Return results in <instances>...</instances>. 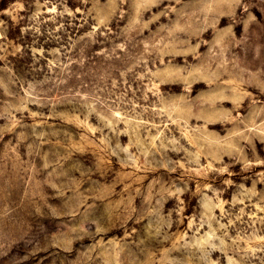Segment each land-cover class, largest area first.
I'll list each match as a JSON object with an SVG mask.
<instances>
[{
    "label": "rangeland",
    "instance_id": "1",
    "mask_svg": "<svg viewBox=\"0 0 264 264\" xmlns=\"http://www.w3.org/2000/svg\"><path fill=\"white\" fill-rule=\"evenodd\" d=\"M0 264H264V0H0Z\"/></svg>",
    "mask_w": 264,
    "mask_h": 264
}]
</instances>
